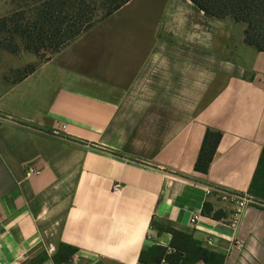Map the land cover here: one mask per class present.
<instances>
[{"label":"crops","instance_id":"0c3cea01","mask_svg":"<svg viewBox=\"0 0 264 264\" xmlns=\"http://www.w3.org/2000/svg\"><path fill=\"white\" fill-rule=\"evenodd\" d=\"M139 1L115 13L119 29L105 31L113 14L41 65L0 48V264L160 263L174 252L168 228L224 264H264V209L248 207L234 230L233 205L207 193L249 194L264 53L245 43V25L232 37L190 0H143L159 26L131 32L147 23L121 15ZM208 130L222 140L202 174Z\"/></svg>","mask_w":264,"mask_h":264},{"label":"trees","instance_id":"16d2710c","mask_svg":"<svg viewBox=\"0 0 264 264\" xmlns=\"http://www.w3.org/2000/svg\"><path fill=\"white\" fill-rule=\"evenodd\" d=\"M132 0H15L14 9L0 18V48L12 54L21 50L41 56L44 52L59 53L71 42L95 25L118 12ZM207 17L232 19L245 25V43L264 53V0H190ZM36 70L30 65L19 71L21 79ZM222 140L220 132L208 130L195 170L207 174ZM249 195L264 202V148L255 172ZM205 205L204 213H212ZM216 217V215L214 216ZM168 230L174 235V252L165 260L168 264H224L225 258L204 249L190 236ZM176 237H181L178 243ZM66 249L61 246V251ZM69 260L77 251L67 247ZM168 251L166 250V253ZM161 263V262H160ZM154 263V264H160ZM144 264V263H140Z\"/></svg>","mask_w":264,"mask_h":264},{"label":"rangeland","instance_id":"374dc122","mask_svg":"<svg viewBox=\"0 0 264 264\" xmlns=\"http://www.w3.org/2000/svg\"><path fill=\"white\" fill-rule=\"evenodd\" d=\"M143 0L139 1L137 4L132 5L131 7H129L126 11H124L121 15V18L124 20H128V19H141L143 21H145L147 23V25L142 24V23H132L131 25H128V30L129 31H135V33H140V32H146V28L147 27H151L152 29L159 26V24H156V19L159 17V19L161 18V11H157L156 14L154 15H147V14H143V12H145V5H143L144 3L142 2ZM14 3L15 0H0V18L3 17H7L11 11L14 9ZM161 15V16H160ZM117 14H115L113 17L109 18L108 20H106L107 26L105 28V31L107 34H111L112 32H114L115 30L119 29V24H117V21H119ZM228 26L231 27L232 30V37L233 34L236 37V34L241 32V26H237L235 24V22L228 18L225 19V22ZM243 25V24H242ZM99 33V32H96ZM57 53H53V52H44L43 54H41V56H37L36 58V62L38 65H41L43 63H46L47 61H49V59L53 58Z\"/></svg>","mask_w":264,"mask_h":264},{"label":"built area","instance_id":"2783aa9c","mask_svg":"<svg viewBox=\"0 0 264 264\" xmlns=\"http://www.w3.org/2000/svg\"><path fill=\"white\" fill-rule=\"evenodd\" d=\"M66 125H60L56 131L54 132L55 135H59L62 131L66 130ZM39 172H37L35 169H29L28 175H37ZM121 189V186L119 184L115 185L114 190L118 192ZM208 194H215L217 195L222 201L230 203L234 207V211L232 214V217L230 219V227L234 230H236L243 218L244 212L248 207H259L264 209V202L255 199L253 196L249 194H239L223 189H207ZM199 220V217H196L192 223H197ZM209 245L213 244V241H208ZM236 244H239V242H236ZM160 264H168L166 261H162Z\"/></svg>","mask_w":264,"mask_h":264}]
</instances>
